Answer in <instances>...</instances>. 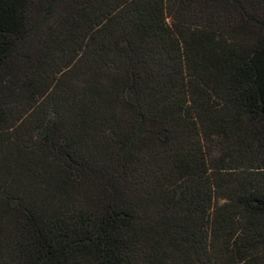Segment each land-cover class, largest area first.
<instances>
[{
  "label": "trees",
  "instance_id": "1",
  "mask_svg": "<svg viewBox=\"0 0 264 264\" xmlns=\"http://www.w3.org/2000/svg\"><path fill=\"white\" fill-rule=\"evenodd\" d=\"M0 264H264V0H0Z\"/></svg>",
  "mask_w": 264,
  "mask_h": 264
}]
</instances>
